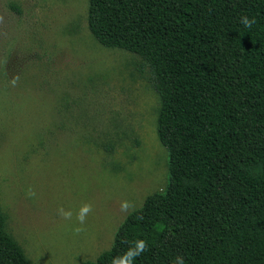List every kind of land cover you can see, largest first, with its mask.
<instances>
[{"label":"rangeland","instance_id":"1","mask_svg":"<svg viewBox=\"0 0 264 264\" xmlns=\"http://www.w3.org/2000/svg\"><path fill=\"white\" fill-rule=\"evenodd\" d=\"M88 12L89 0H0V209L33 264L95 260L169 183L149 70L100 44Z\"/></svg>","mask_w":264,"mask_h":264},{"label":"trees","instance_id":"2","mask_svg":"<svg viewBox=\"0 0 264 264\" xmlns=\"http://www.w3.org/2000/svg\"><path fill=\"white\" fill-rule=\"evenodd\" d=\"M88 23L148 68L169 183L80 264H111L137 239L135 264H264V0H89ZM0 264H33L1 209Z\"/></svg>","mask_w":264,"mask_h":264},{"label":"clouds","instance_id":"3","mask_svg":"<svg viewBox=\"0 0 264 264\" xmlns=\"http://www.w3.org/2000/svg\"><path fill=\"white\" fill-rule=\"evenodd\" d=\"M240 24L243 25L245 29L251 28L253 24H255V18L249 17L247 15L240 17ZM259 170V169H257ZM130 207L128 202L121 203V209L127 210ZM91 211V205L85 203L82 204L76 212V221L83 225L85 221V217ZM57 214L63 217L65 220H68L72 217L71 210H65L64 208H58ZM162 225H157V228H162ZM74 231H79V228H74ZM147 248V244L143 239L135 240L129 248L123 252L119 256H115L112 258L111 264H135V259L141 255ZM174 264H185L184 258L177 256L174 260Z\"/></svg>","mask_w":264,"mask_h":264}]
</instances>
